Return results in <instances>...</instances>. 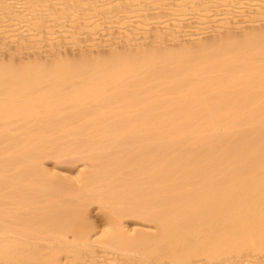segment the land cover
I'll return each mask as SVG.
<instances>
[{"label":"bare ground","instance_id":"obj_1","mask_svg":"<svg viewBox=\"0 0 264 264\" xmlns=\"http://www.w3.org/2000/svg\"><path fill=\"white\" fill-rule=\"evenodd\" d=\"M0 264H264V0H0Z\"/></svg>","mask_w":264,"mask_h":264},{"label":"rangeland","instance_id":"obj_2","mask_svg":"<svg viewBox=\"0 0 264 264\" xmlns=\"http://www.w3.org/2000/svg\"><path fill=\"white\" fill-rule=\"evenodd\" d=\"M245 2L247 3V1H244V3H245ZM219 4H220V3H219ZM223 4H224V3H223ZM223 4L221 3V5L223 6V9H222L221 6H220L221 8H219V9L221 10V12H220L219 9H217V11H216V10H215V11L212 10L211 12H207V14H206V18H209V19H208V22H210L209 20H211V19H212L211 21H213V20H214L213 18H216V17H217L216 20L219 18V20H220V22H221V20H222V16H223V18H224V16H226V17H227L226 20L228 21V20H230V16H231V17H232V18H231L232 20H230V21H232V22H233L232 24H234V22H236V20H237V22H238V20L241 21L242 19H240V18H242L243 16H246L247 18H249L247 15H248V14L250 15L251 12L254 10V9L251 10L252 7L247 9V6H245V4H242V5L244 6L243 8L241 7V4H239L240 6H238V7H236V4H234V6L236 7V8L234 7V9H231L232 7H230L232 4H231V5L228 4V3H226V5H225V4L223 5ZM227 5H228L229 7H228ZM237 5H238V4H237ZM226 6L229 8V10H232V11H229V12H228L227 9H224V8H226ZM174 7H175V5H174ZM239 7H240V8H239ZM171 8L173 9V7H171ZM171 8H170V9H171ZM238 8H239V9H238ZM244 8H246V10H245ZM174 9H177V8H174ZM241 9H242V10H241ZM249 9H250V10H249ZM222 10H223V12H222ZM233 10H234V11H233ZM239 10H240V11H239ZM192 11H193V10H192ZM192 11H191V12H190V11L187 12V13H188V18H189V16H190V18L188 19L187 16H186L187 13H186L185 15H183V17L186 16V18H183V17H181V15L179 16L178 13H180V12H177V11H175V10H170V11H168V12H170V14L173 13V12H176V14H172L174 17H172L171 15L168 16L169 14H167V15L165 14L167 17L165 16V18H163V20H167V18H169V20H170L169 22H171V21L174 22V21H180V20H181L180 23H179V22H176V23L174 22L173 24L169 23V25L171 24L169 27H171L172 29L174 28V30H175V28L177 29V31L175 30L176 32L180 31V33H181V31H183V32H184L185 30L189 31V29H190V31H192V29H194V28H195L194 31H196V28H200V26H198V25H202V24H200V23L197 24V23H196V22H198V19H199V18H198L197 16H199V14H197L198 12H196V14H197V16H196L195 11H193V13H192ZM235 11H236V13H235ZM242 11H243L244 13H243ZM250 11H251V12H250ZM224 12H225V13H224ZM230 12H231V13H230ZM240 12H241V13H240ZM189 13H190V14L192 13V14L194 15L195 20L192 19V18H193V15L191 14V15H192V18H191V15H189ZM209 13H211V14H209ZM217 13H218V14H217ZM234 13H235L236 15H235ZM239 13H240V15H239ZM215 14H217V16H215ZM227 14H229V16H228ZM233 14H234V15H233ZM242 14H243V15H242ZM209 15H210V16H209ZM213 15H214V16H213ZM219 15H220V16H219ZM178 16H179L180 18H182V19L179 20ZM207 16H208V17H207ZM175 17H177L178 19L175 18ZM196 17H197V20H196ZM203 17H205V16H203ZM233 17H234V18H233ZM170 18H171V19H170ZM174 18H175L176 20H172V19H174ZM210 18H211V19H210ZM228 18H229V19H228ZM235 18H236V19H235ZM247 18H246V19H247ZM224 19H225V18H224ZM224 19H223V20H224ZM219 20H218V21H219ZM226 20H225V21H226ZM234 20H235V21H234ZM243 20H245V17H243ZM190 21H191V22H190ZM193 21H194L195 23H194ZM181 22H183V23H181ZM184 22H185L186 24H185ZM216 22H217V21H216ZM216 22H215V23H216ZM189 23L191 24V26H190ZM201 23H202V21H201ZM211 23H213V22H211ZM128 24H129V23H128ZM175 24L177 25V27H176ZM179 24H180V25H179ZM188 24H189V25H188ZM209 24H210V23H209ZM213 24H214V23H213ZM213 24H212V25H213ZM132 25H133V26H134V25L137 26L138 24L136 25V22H134V24H131V25L129 24L130 27H131ZM172 25H173V26H172ZM174 25H175V26H174ZM187 25H188V26H187ZM215 25H217V24H215ZM117 26H118V25H117ZM123 26H125V25H123ZM126 26H128V25H126ZM182 26H184L185 28L182 27ZM101 27H102V26H101ZM121 27H122V26H121ZM191 27H192V28H191ZM103 28H104V27H103ZM119 28H120V26H119ZM180 28H184L185 30H184V29H180ZM186 28H187V29H186ZM114 29H118V28H114ZM172 29H171V30H172ZM120 30H121V29H120ZM174 30H173V31H174ZM92 31H93V29H91V33H90V35L93 36V34H95L96 37L93 36L94 39H97V40H98V38H101L102 36H101L100 32H102V34H103V38H101V40H103V39L105 40L106 37H104V35H105V34L107 35V33H108L109 30H106V28H105V31H104V30L101 28V31H100V30L97 31V32H98V35H96V34H97L96 30L94 31L95 33H92ZM99 31H100V32H99ZM118 31H119V29H118ZM118 31H117V32H118ZM104 32H105V33H104ZM106 32H107V33H106ZM110 32H111V31H110ZM84 34H85V33H84ZM108 34H109V33H108ZM81 35H82V34H81ZM90 35H88V36L90 37ZM68 36H69V35H68ZM88 36L85 35V36L81 37V38H80V41H84V40H85V37L88 38ZM92 36H91V37H92ZM99 36H101V37H99ZM69 37H70V36H69ZM69 37H68V38H69ZM91 37H90L89 39H91ZM66 38H67V37H66ZM83 38H84V40H83ZM93 38H92V39H93ZM92 39L90 40V42L92 41ZM94 39H93V41L95 42ZM68 40L70 41V38H69ZM68 40H67V43H68V46H71V49H70V47H67V48H68L69 50H72V48L74 47V46H72L73 43H72V42H71V43L68 42ZM97 40H96V41H97ZM93 41H92L91 43H94ZM98 41H100V39H99ZM88 42H89V40L87 41V39H86V43H84V44H80V45H87ZM90 42L88 43V45L90 44ZM67 43H66V45H67ZM82 43H83V42H82ZM70 44H71V45H70ZM63 164H64V163H63ZM64 165H66V167H68L67 165H70V164H64ZM64 165H63V166H64ZM50 166L52 167V165H50ZM69 167H71V166H69ZM64 170H65V169H64ZM66 171H67V170H66ZM67 172H68V171H67ZM71 173L73 174V173H75V172L72 171Z\"/></svg>","mask_w":264,"mask_h":264}]
</instances>
